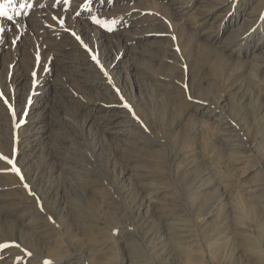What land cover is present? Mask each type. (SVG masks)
Here are the masks:
<instances>
[{
  "label": "rangeland",
  "instance_id": "374dc122",
  "mask_svg": "<svg viewBox=\"0 0 264 264\" xmlns=\"http://www.w3.org/2000/svg\"><path fill=\"white\" fill-rule=\"evenodd\" d=\"M16 2L0 264H264V0Z\"/></svg>",
  "mask_w": 264,
  "mask_h": 264
},
{
  "label": "snow or ice",
  "instance_id": "6c2138e0",
  "mask_svg": "<svg viewBox=\"0 0 264 264\" xmlns=\"http://www.w3.org/2000/svg\"><path fill=\"white\" fill-rule=\"evenodd\" d=\"M66 2H67V0H65V3ZM15 3H16V0H0V17H5V18L11 20V17L8 16L7 9L9 7L15 6ZM19 7L24 8L25 4L21 3V4H19ZM19 14L20 13H17V15H19ZM92 20H93L94 23L100 24V21L97 20L95 17H93ZM0 31H3V29H0ZM13 43H15V41H13ZM93 59H95V57H93ZM35 75H36V73L33 72V76H35ZM33 83L35 84V80L33 81ZM0 99H3V97L0 96ZM126 107H127V105H126ZM0 158H2V157H0ZM13 170L16 171V169H13ZM7 246L8 245H6V244H0V248H6ZM29 255H30V253H29ZM44 264H51V262L50 261H45Z\"/></svg>",
  "mask_w": 264,
  "mask_h": 264
},
{
  "label": "bare ground",
  "instance_id": "6f19581e",
  "mask_svg": "<svg viewBox=\"0 0 264 264\" xmlns=\"http://www.w3.org/2000/svg\"><path fill=\"white\" fill-rule=\"evenodd\" d=\"M17 2H18V1H17ZM17 2H16V4H17ZM19 3H20V2H19ZM18 11H21V9H19ZM226 12H227V11H226ZM250 16H251V15H250ZM222 17H223V16H222ZM219 18H220V17H219ZM243 19H244V18H243ZM237 23H238V22H237ZM219 24H220V22H219ZM248 26H249V25H248ZM27 104H28V103H27ZM29 104H30V103H29ZM31 104H32V103H31ZM24 108H25V107H24ZM31 109H32V108H31ZM25 112H26V111H25ZM25 112H24V113H25ZM24 115H25V114H24ZM24 115H23V116H24ZM24 117H25V116H24ZM108 117H109V116H108ZM102 118H103V117H102ZM22 119H23V118H22ZM111 120H112V119H111ZM23 123H24V121H23ZM21 124H22V123H21ZM109 126H110V125H109ZM106 128H107V127H106ZM32 129H33V128H32ZM38 136H39V135H38ZM38 136H37V137H38ZM32 137H33V136H32ZM257 228H258V229H262V226L258 223V224H257ZM211 260H212V258H211ZM211 262H212V261H211Z\"/></svg>",
  "mask_w": 264,
  "mask_h": 264
}]
</instances>
